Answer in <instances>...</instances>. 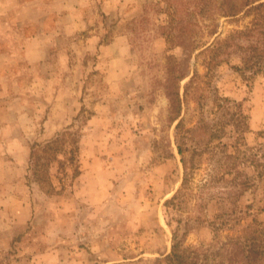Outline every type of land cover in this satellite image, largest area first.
Segmentation results:
<instances>
[{
  "label": "rangeland",
  "instance_id": "1",
  "mask_svg": "<svg viewBox=\"0 0 264 264\" xmlns=\"http://www.w3.org/2000/svg\"><path fill=\"white\" fill-rule=\"evenodd\" d=\"M171 1L90 0L75 8L61 6V0H0V118L27 113L19 127H0V264H165L161 258L171 251L179 218L197 219L186 245L211 242L219 220V200L212 196L221 194L220 187L204 183L211 167L207 155L189 169L183 186L177 146L178 120L193 127L201 112L189 97L181 117L168 120L167 58L183 55L161 32L171 18ZM251 19L218 17L211 36L210 16L203 17L192 68L205 74L201 50ZM240 64V54H233L201 82L241 102L247 116L241 140L223 137L251 159L239 163L248 185L229 205L233 212H226L243 218L226 219L222 237L237 234L253 216L264 222V177L252 159L264 154V72L245 75L233 67ZM67 129L82 134L80 173L73 175L75 165L64 149L49 169L57 191L48 194L33 181L31 154ZM108 189L109 200L99 206L83 201ZM199 195L207 201L203 211L197 209Z\"/></svg>",
  "mask_w": 264,
  "mask_h": 264
},
{
  "label": "trees",
  "instance_id": "2",
  "mask_svg": "<svg viewBox=\"0 0 264 264\" xmlns=\"http://www.w3.org/2000/svg\"><path fill=\"white\" fill-rule=\"evenodd\" d=\"M168 6L167 11L171 18L161 25V32L167 36L170 48L178 46L183 49L181 57L170 54L167 58L165 94L169 99L168 120L172 124L181 117L189 97L197 103L201 112V117L193 127L184 128L182 119L176 124L177 146L185 167L182 185H186L189 180V169L196 168L197 163L207 155L211 167L209 179L204 183L210 184L211 188L220 187L221 194L212 196L219 200V212L216 215L219 220L213 223L215 235L211 242L206 246L186 245L187 235L192 229L191 223L197 219L179 218L177 228L173 231L171 251L161 261L165 264H264V222L257 216H253L237 234L221 236L222 224L226 219L240 221L243 218L226 212H233L234 205L230 208L229 205L238 200L248 185V180L239 174V163L248 158L241 157L237 153L239 147L232 142L223 141V137L229 134L235 135L239 140L243 138L248 127L246 113L241 102L224 95L209 81L201 86L205 74H210L216 65L228 61L233 54L241 56V64L233 67L242 74L255 75L264 72V0H172ZM240 14L252 16L250 25L233 30L226 37L218 38L205 50H201L206 67L205 74L192 68V55L198 47V39L204 34L201 19L210 16V20H213L207 24L211 27L208 34L212 36L217 32L218 24L215 20L218 17H235ZM186 78L189 79L182 84ZM209 105L212 107L211 112ZM226 128H229V132ZM81 137L80 130L67 129L37 148L34 147L30 159L31 175L33 181L46 193L57 191L49 177V169L64 149H68V161L75 165L73 175L80 173L78 161ZM234 146L235 152L231 151ZM187 152L188 158L185 154ZM256 156L258 155L252 156L255 161L253 163L258 167V176L263 178L264 162L261 157L264 154L258 160ZM223 179L228 182L220 185L219 182ZM177 195L178 193L165 204L170 206ZM199 197L201 198L197 202V209L203 211L207 201L202 199V195Z\"/></svg>",
  "mask_w": 264,
  "mask_h": 264
},
{
  "label": "crops",
  "instance_id": "3",
  "mask_svg": "<svg viewBox=\"0 0 264 264\" xmlns=\"http://www.w3.org/2000/svg\"><path fill=\"white\" fill-rule=\"evenodd\" d=\"M87 1H90V0H61L60 5L61 6L67 5L68 7L81 8V7H84L86 5ZM93 1H97V0H93ZM137 1L140 2V0H137ZM114 2H115V0H103V4H107V5H109L111 3L114 4ZM74 10L76 13L78 9H74ZM1 26H2V22L0 21V27ZM32 52H33V50H28V55H29L31 62L34 61V54H32ZM26 114L27 113H25V112L18 111V113L15 115V118L11 121L4 119V118L3 119L0 118V127L2 126V129H4V131L13 130L12 124H16V127H19L22 118L26 117ZM3 123H4V125H3ZM2 129H1V131H2ZM0 159H2V158H0ZM3 163H4V160L0 164V173H2V171L4 169ZM7 163H8V161H7ZM2 180H3V178L0 176V189L2 188V183H1ZM17 183L20 184V178H17ZM2 195H3V193H2ZM17 195L19 198L21 197L19 194H17ZM110 196H111V192L108 189L102 195L101 194L95 195V197H93V198L91 196H88V197L83 198V201H85L87 203H91V205L97 204L99 206L100 202H102V201L105 202L106 200H109Z\"/></svg>",
  "mask_w": 264,
  "mask_h": 264
}]
</instances>
